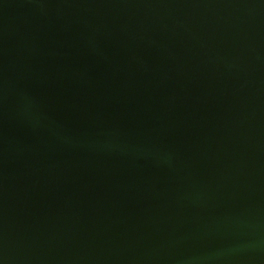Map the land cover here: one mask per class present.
Segmentation results:
<instances>
[{"label":"water","instance_id":"obj_1","mask_svg":"<svg viewBox=\"0 0 264 264\" xmlns=\"http://www.w3.org/2000/svg\"><path fill=\"white\" fill-rule=\"evenodd\" d=\"M0 264H264V0H0Z\"/></svg>","mask_w":264,"mask_h":264}]
</instances>
